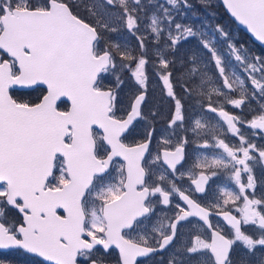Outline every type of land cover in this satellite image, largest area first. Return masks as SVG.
Masks as SVG:
<instances>
[{
  "label": "snow or ice",
  "instance_id": "snow-or-ice-1",
  "mask_svg": "<svg viewBox=\"0 0 264 264\" xmlns=\"http://www.w3.org/2000/svg\"><path fill=\"white\" fill-rule=\"evenodd\" d=\"M0 0V264H264V0ZM63 105V107H62Z\"/></svg>",
  "mask_w": 264,
  "mask_h": 264
},
{
  "label": "trees",
  "instance_id": "trees-1",
  "mask_svg": "<svg viewBox=\"0 0 264 264\" xmlns=\"http://www.w3.org/2000/svg\"><path fill=\"white\" fill-rule=\"evenodd\" d=\"M215 3L217 4V9H216V11L219 13V16H220L224 21L230 22L231 25H232V27H233L234 29H237L238 32H239L241 35L250 38V36H249V35H248L243 29H241V28L237 25V23H236V22H235V21H234V20H233V19H232L227 13H226V11L224 10V8H223V6H222L220 0H216Z\"/></svg>",
  "mask_w": 264,
  "mask_h": 264
},
{
  "label": "water",
  "instance_id": "water-1",
  "mask_svg": "<svg viewBox=\"0 0 264 264\" xmlns=\"http://www.w3.org/2000/svg\"><path fill=\"white\" fill-rule=\"evenodd\" d=\"M220 2H221V4H222V0H220ZM222 6H223V4H222ZM223 8H224V10L226 11V13L230 16V14L227 12V10H226V8L223 6ZM231 17V16H230ZM232 18V17H231ZM233 20H234V18H232ZM235 21V20H234ZM236 22V21H235ZM237 23V25L241 28V29H243L246 33H247V31H246V29L244 28V26H242V25H239V23L238 22H236ZM249 36H250V34L249 33H247Z\"/></svg>",
  "mask_w": 264,
  "mask_h": 264
},
{
  "label": "rangeland",
  "instance_id": "rangeland-1",
  "mask_svg": "<svg viewBox=\"0 0 264 264\" xmlns=\"http://www.w3.org/2000/svg\"><path fill=\"white\" fill-rule=\"evenodd\" d=\"M214 2H216V0H214Z\"/></svg>",
  "mask_w": 264,
  "mask_h": 264
},
{
  "label": "flooded vegetation",
  "instance_id": "flooded-vegetation-1",
  "mask_svg": "<svg viewBox=\"0 0 264 264\" xmlns=\"http://www.w3.org/2000/svg\"><path fill=\"white\" fill-rule=\"evenodd\" d=\"M62 107H63V105H62Z\"/></svg>",
  "mask_w": 264,
  "mask_h": 264
}]
</instances>
